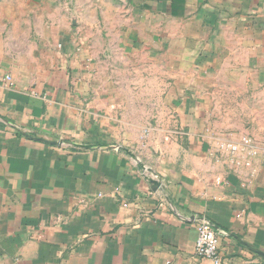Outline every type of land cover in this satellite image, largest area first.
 I'll use <instances>...</instances> for the list:
<instances>
[{
	"label": "crops",
	"instance_id": "0c3cea01",
	"mask_svg": "<svg viewBox=\"0 0 264 264\" xmlns=\"http://www.w3.org/2000/svg\"><path fill=\"white\" fill-rule=\"evenodd\" d=\"M133 5L125 48L183 62L175 128L146 145L121 142L105 57L65 17L42 20L26 54L0 37V264H212L196 254L203 218L226 233L223 264H264L231 236L264 253V158L222 151L216 110L240 90L264 122V0Z\"/></svg>",
	"mask_w": 264,
	"mask_h": 264
},
{
	"label": "rangeland",
	"instance_id": "374dc122",
	"mask_svg": "<svg viewBox=\"0 0 264 264\" xmlns=\"http://www.w3.org/2000/svg\"><path fill=\"white\" fill-rule=\"evenodd\" d=\"M137 1L0 0V37L22 54L31 50L42 20L48 23L50 18L65 17L76 33L93 39L98 54L105 57L102 69L109 91L115 85L119 100L125 104L120 140L128 145L137 141L143 145L154 142L158 135H151L152 129L171 132L175 128L170 98L178 95L176 85L182 80L178 66L183 62L177 61L174 52L161 51L149 40L134 50L123 45V33L134 21L133 3ZM228 92L220 90V104L216 106L218 114L223 116L218 121L223 125L221 134L232 141L250 136L264 142L261 106L247 103L249 97H244L240 90L237 94Z\"/></svg>",
	"mask_w": 264,
	"mask_h": 264
},
{
	"label": "built area",
	"instance_id": "2783aa9c",
	"mask_svg": "<svg viewBox=\"0 0 264 264\" xmlns=\"http://www.w3.org/2000/svg\"><path fill=\"white\" fill-rule=\"evenodd\" d=\"M6 79L10 80V77L7 76ZM218 145L222 151L229 152L234 159L238 162H245L248 167H252L254 159L259 155L264 158V148L247 136L241 137L237 141L223 140ZM197 232V256L210 261L212 264H223L221 246L222 238L226 233L204 218L197 221Z\"/></svg>",
	"mask_w": 264,
	"mask_h": 264
},
{
	"label": "trees",
	"instance_id": "16d2710c",
	"mask_svg": "<svg viewBox=\"0 0 264 264\" xmlns=\"http://www.w3.org/2000/svg\"><path fill=\"white\" fill-rule=\"evenodd\" d=\"M172 2V12L174 15H177V11L183 9L184 0H170Z\"/></svg>",
	"mask_w": 264,
	"mask_h": 264
},
{
	"label": "water",
	"instance_id": "95a60500",
	"mask_svg": "<svg viewBox=\"0 0 264 264\" xmlns=\"http://www.w3.org/2000/svg\"><path fill=\"white\" fill-rule=\"evenodd\" d=\"M58 144V143H57ZM233 236L234 238H236L242 245L248 247L250 250H252L253 252L257 253L259 256L263 257L264 258V253L260 252L259 250H256V249H252L248 244H246L244 241L238 239V237L234 236V235H231Z\"/></svg>",
	"mask_w": 264,
	"mask_h": 264
}]
</instances>
